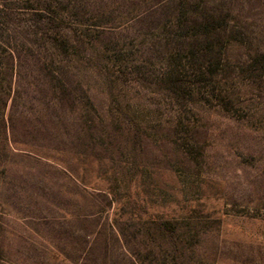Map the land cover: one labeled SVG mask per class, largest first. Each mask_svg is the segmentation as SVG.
Returning <instances> with one entry per match:
<instances>
[{
    "label": "rangeland",
    "instance_id": "rangeland-1",
    "mask_svg": "<svg viewBox=\"0 0 264 264\" xmlns=\"http://www.w3.org/2000/svg\"><path fill=\"white\" fill-rule=\"evenodd\" d=\"M0 264H264V0H0Z\"/></svg>",
    "mask_w": 264,
    "mask_h": 264
},
{
    "label": "trees",
    "instance_id": "trees-1",
    "mask_svg": "<svg viewBox=\"0 0 264 264\" xmlns=\"http://www.w3.org/2000/svg\"><path fill=\"white\" fill-rule=\"evenodd\" d=\"M162 226H164L165 224H161Z\"/></svg>",
    "mask_w": 264,
    "mask_h": 264
}]
</instances>
